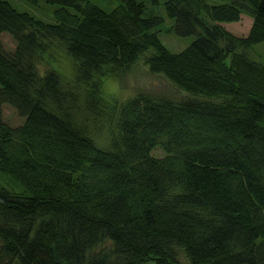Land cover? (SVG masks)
<instances>
[{"label":"trees","instance_id":"trees-1","mask_svg":"<svg viewBox=\"0 0 264 264\" xmlns=\"http://www.w3.org/2000/svg\"><path fill=\"white\" fill-rule=\"evenodd\" d=\"M47 1L0 0V171L26 190L0 188V264H264V0H163L179 51L146 0ZM141 58L185 93L106 96Z\"/></svg>","mask_w":264,"mask_h":264},{"label":"rangeland","instance_id":"rangeland-1","mask_svg":"<svg viewBox=\"0 0 264 264\" xmlns=\"http://www.w3.org/2000/svg\"><path fill=\"white\" fill-rule=\"evenodd\" d=\"M94 3L100 5L106 10H110L116 7L119 0H91ZM9 2L21 11H27L34 16L41 18L49 22H55V10L61 7L59 3L48 2L47 0H37L35 3L28 0H9ZM148 9L155 13H158L164 17V20L156 28L160 29V37L162 41L173 51H179L184 49L190 42L195 38V35L188 36H177L173 32L168 31V27L173 24V19L169 17L166 13L163 0L159 3H152L146 0ZM69 9L72 10L71 7ZM252 16L243 13L241 18L237 21L222 22V24L237 35H246L252 24ZM0 40L4 46L13 50L16 47V40L11 34L3 32L0 34ZM250 55L253 59L264 63V41L258 42L251 47ZM60 63L64 65H71L72 61L66 55L60 57ZM65 73L69 75L71 72V67H67ZM111 85H116L118 87V93L115 95L126 97L131 95L140 89H149L156 91H167L173 94H183L185 93L182 89H179L173 82H171L162 73H155L150 71L148 64L144 62L141 58L133 71L129 72L126 76L125 82L121 83L119 79L114 77H107L104 80L103 88L104 94L106 96L111 95L109 88ZM3 118L11 125L22 124L25 120V116L21 115L18 110L9 103L3 104ZM152 153L158 156H162L164 151L159 147H155ZM6 187L14 191L26 193L24 185L11 174L0 171V188Z\"/></svg>","mask_w":264,"mask_h":264},{"label":"clouds","instance_id":"clouds-1","mask_svg":"<svg viewBox=\"0 0 264 264\" xmlns=\"http://www.w3.org/2000/svg\"><path fill=\"white\" fill-rule=\"evenodd\" d=\"M109 92L112 94L118 93V87L116 85H111L109 88Z\"/></svg>","mask_w":264,"mask_h":264}]
</instances>
